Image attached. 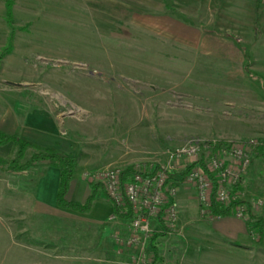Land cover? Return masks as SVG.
<instances>
[{"label": "rangeland", "instance_id": "1", "mask_svg": "<svg viewBox=\"0 0 264 264\" xmlns=\"http://www.w3.org/2000/svg\"><path fill=\"white\" fill-rule=\"evenodd\" d=\"M4 1L0 52L10 32ZM13 1L16 32L11 54L0 63V119L14 115L16 134L32 142L23 136L32 137L24 120L40 116L43 136L35 143L77 158L75 201L84 203L94 192L93 204L111 205L90 179L97 172L134 166L181 172V162L170 154L193 140L264 139V85L249 83L242 68L243 52L252 59L250 46L216 35L211 24L216 19L226 25L239 8L247 19L245 33L255 43L264 28V0ZM163 10L180 36L162 37ZM149 26L151 35L145 30ZM212 43L221 48H209ZM51 132L54 138L45 143ZM33 152L28 150L20 163ZM4 153L6 160L16 157L10 145ZM46 168L41 163L21 172L0 168V264H86L80 244L89 232L58 224L80 222L85 214L49 218L34 211V187ZM170 184L177 190L178 218L170 230L154 227L151 247L160 259L166 264H264V238L258 228L251 235L245 230L258 219L264 230V205L255 206L264 203V157L253 158L241 182L247 216L228 217L244 223L240 229L228 219L201 217L193 187L179 175L172 174ZM127 223H114L112 240Z\"/></svg>", "mask_w": 264, "mask_h": 264}, {"label": "built area", "instance_id": "2", "mask_svg": "<svg viewBox=\"0 0 264 264\" xmlns=\"http://www.w3.org/2000/svg\"><path fill=\"white\" fill-rule=\"evenodd\" d=\"M262 146V140L255 138L193 140L170 154V158L181 162V171L188 169L183 181L193 187L201 217L219 220L221 217L212 213L214 204L231 209L236 218L247 216L249 209L240 204L241 194L234 193L233 188L243 181L256 150ZM168 171V167H137L126 180L121 169L90 174L113 207L108 221L128 222L124 231L113 235L116 258L128 264H166L156 258L151 236L155 225L170 230L178 218L177 190L170 185ZM263 205V201L255 204Z\"/></svg>", "mask_w": 264, "mask_h": 264}, {"label": "crops", "instance_id": "3", "mask_svg": "<svg viewBox=\"0 0 264 264\" xmlns=\"http://www.w3.org/2000/svg\"><path fill=\"white\" fill-rule=\"evenodd\" d=\"M226 10H227L226 8L223 9L221 8V12H223V14L224 13L227 14L228 11ZM239 10H240L239 8H236V10H234L235 12H232V14H234L233 19H230V21H226L227 22L226 25L224 22L220 25L219 24L217 25L216 19L213 20L211 24L213 25L214 23L215 24L214 26L217 27L215 31L216 35L225 36L226 38L227 37L238 38L237 41L240 42L242 41L243 44L245 45L244 46L245 48H248V45L250 46V49L252 51V56H251L252 59L249 58L250 56L249 54H247V52L246 53L243 52V56L246 60V63L242 65L243 66L242 68L244 69L246 67L245 70L246 76L247 78H250L252 80V81L249 80L248 81L249 83L252 84L254 82H258L259 84L264 85V28L261 34L257 36L255 43L249 41L247 34L245 33L248 25L246 21L247 19L245 18V20L243 21L241 12H239ZM165 11L166 10L162 11L161 17L163 19L161 18L160 20L161 21L160 29L162 31L161 33L162 37L168 36V34L170 35L175 34L174 36L177 37L180 36L181 33L174 31L168 26V22L164 19V16H168V12ZM145 13H147V10H145ZM149 14L150 17L148 16V18H150V25H151V19H152L151 15L153 14V12L150 11ZM147 21L149 20L147 19ZM145 30L146 31L148 30L150 32V35L152 34V29L150 26L148 29L147 27H145ZM234 45L237 46V44ZM209 48H221V46L217 43L216 44L212 43L209 45ZM245 48H242V50H245ZM39 118H40L39 115H33V116L29 115L24 120V125L32 128V129L27 128L30 131L29 133H32V137L28 135L25 136L23 135L24 133L22 135L28 138L29 140H31L32 141L31 143L33 144L40 143L41 138L39 137L43 136L41 132L43 130L40 128L42 125L39 124L41 120ZM50 129L56 131L54 130L53 127H51ZM0 131L10 135L19 133V124L17 118L14 115H8L6 118H4V114L3 115L1 114ZM54 135L55 133L53 132L49 133L47 136L48 137L47 142L45 143L49 142L50 137L54 138ZM36 136H38L37 142L35 141ZM22 139L24 138L22 137ZM8 145L12 147L11 143ZM7 146L0 147V157L4 158V156L7 155V153H4V148ZM42 147H52V146H42ZM58 184H59V171L55 168L47 167L44 173L38 178L34 187L33 202L35 208L34 211L36 213H38L43 217H49V218L64 217L66 215L76 214L71 211L59 209L57 207L56 194H57ZM76 187H77V180L73 178L70 184L69 191L66 195L67 200L75 201L74 196H76L75 193ZM86 191L88 192V190ZM96 203L92 205L91 211L89 213L82 216L83 217L82 221L72 222V220L69 221L61 220V223L58 224H60V226L66 230L75 231L76 229L74 228H78L77 230H81L80 233H83V231L85 230L89 232L87 234L88 236H84L85 240L83 244H80L82 247L80 250L83 256L85 257L86 262L85 261L84 262L86 264H124L116 261V256L114 253L115 243L112 240V234L116 229V227L114 223L108 221V218L113 211V207L112 205H107L105 202L104 204H101L102 202H96ZM95 205L98 206L95 207ZM224 219L230 220V225L231 223L235 224V226L233 227H235L236 229H240L243 226L245 227L244 223H242L241 221H235L233 220V218H223L220 220H224ZM245 230L247 232L246 227Z\"/></svg>", "mask_w": 264, "mask_h": 264}, {"label": "trees", "instance_id": "4", "mask_svg": "<svg viewBox=\"0 0 264 264\" xmlns=\"http://www.w3.org/2000/svg\"><path fill=\"white\" fill-rule=\"evenodd\" d=\"M13 5H14L13 0L4 1V10H5L4 20L10 32L7 37L6 45L4 49L0 52V63L6 56L10 55L13 50V42L16 32V29L13 26V14H12ZM261 140L263 142V146L256 150L254 159H261L264 157V139ZM10 143L12 144V147L15 149L16 157L11 160H6L0 157V168L4 167L6 170L21 172V171H25L28 167L32 166L35 163L38 164L41 163L44 164L46 167L55 168L59 171V184L56 194L57 207L62 210L77 212L80 214H87L91 211L96 196V193L94 192L91 196L87 198V200L84 203H80L77 201H69L66 199V195L69 191L70 184L73 180L77 168L76 157L63 155L53 147H41L35 145L25 139L20 138L17 134L10 135L0 131V146H5ZM30 149L34 150V152L29 158V160L25 163H20V161L23 159L27 151ZM135 168L136 167L134 166L124 169L123 179L126 180L127 178H129L131 174L135 172ZM156 168L158 169L159 166H156ZM187 172L188 169L183 170L179 173L168 171V174L170 177L172 174L179 175L180 178L183 179L187 174ZM233 192L234 193L243 192L241 183L234 186ZM240 204L248 206V204L243 201H240ZM247 208L249 209V206ZM115 213L118 214V210L115 209ZM212 213L214 215L220 216L221 218H228L232 216L231 209H225L217 204H214L212 206ZM249 213H250L249 215L251 216L250 221L252 222L255 219V217L252 216L251 211H249ZM254 228H258L259 237L264 238V230L260 219H258L252 227L247 226L249 235H251L252 229ZM154 253L156 258H158L157 253L156 252Z\"/></svg>", "mask_w": 264, "mask_h": 264}]
</instances>
